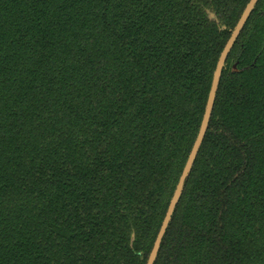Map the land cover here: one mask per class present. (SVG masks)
<instances>
[{
    "label": "trees",
    "instance_id": "1",
    "mask_svg": "<svg viewBox=\"0 0 264 264\" xmlns=\"http://www.w3.org/2000/svg\"><path fill=\"white\" fill-rule=\"evenodd\" d=\"M248 2L0 0V264L147 263ZM154 264H264V0Z\"/></svg>",
    "mask_w": 264,
    "mask_h": 264
},
{
    "label": "water",
    "instance_id": "2",
    "mask_svg": "<svg viewBox=\"0 0 264 264\" xmlns=\"http://www.w3.org/2000/svg\"><path fill=\"white\" fill-rule=\"evenodd\" d=\"M257 1L258 0H249L247 6L243 10L234 30L232 31V33H231L228 41L226 42V44H225V46H224V48H223V50L219 56V59L216 63V67L214 70V74H213L212 81H211V86L209 89V93H208V97H207V101H206V105H205V109H204V114H203V117L201 120V124H200L199 130H198L197 137H196L195 142L193 144V147L189 153V156L186 160V163H185L184 168L182 170L181 176L179 178V181H178L177 186L175 188L174 194L172 196V199H171L169 206L167 208V211L165 213L164 219L162 221V224L160 226V229L158 231V234L156 236V239L154 241L152 250L150 252V255L148 257L146 264H154V262L156 260L161 241H162L164 234L167 230V227L170 223V220H171L172 214L175 210V207H176V205H177V203L181 197L185 181L187 180V178L190 174L191 168L193 166L195 158L198 154V151L202 145L204 136H205L206 131L208 129V124H209V120L211 117V113H212V109H213V105H214V101H215V96H216L221 72H222V69L224 67L226 58H227L229 52L231 51L236 39L238 38L241 30L243 29L246 21L248 20L251 12L253 11ZM232 71L236 72V66L235 65L232 67Z\"/></svg>",
    "mask_w": 264,
    "mask_h": 264
}]
</instances>
